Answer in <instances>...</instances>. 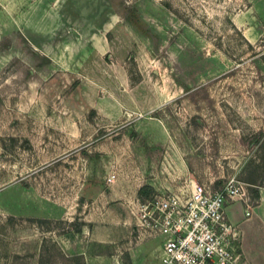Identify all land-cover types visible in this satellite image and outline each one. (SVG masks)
Segmentation results:
<instances>
[{
  "label": "rangeland",
  "instance_id": "374dc122",
  "mask_svg": "<svg viewBox=\"0 0 264 264\" xmlns=\"http://www.w3.org/2000/svg\"><path fill=\"white\" fill-rule=\"evenodd\" d=\"M183 173L264 193V0H0V264H159Z\"/></svg>",
  "mask_w": 264,
  "mask_h": 264
},
{
  "label": "built area",
  "instance_id": "2783aa9c",
  "mask_svg": "<svg viewBox=\"0 0 264 264\" xmlns=\"http://www.w3.org/2000/svg\"><path fill=\"white\" fill-rule=\"evenodd\" d=\"M113 179L114 174H108L107 181ZM187 186L188 191L157 195L132 206L137 238H161L159 264H237L240 232L227 220L224 206L242 201L250 217L248 185L230 175L219 187L205 181Z\"/></svg>",
  "mask_w": 264,
  "mask_h": 264
},
{
  "label": "crops",
  "instance_id": "0c3cea01",
  "mask_svg": "<svg viewBox=\"0 0 264 264\" xmlns=\"http://www.w3.org/2000/svg\"><path fill=\"white\" fill-rule=\"evenodd\" d=\"M178 178L180 180L182 179V181L187 185L189 183L198 182L196 179L186 176L185 173L182 175L178 174ZM172 180H175V176H173ZM214 181V179L208 181L205 180V182ZM176 185L177 183H173L170 188L174 190L180 188ZM165 186L168 185L166 184ZM261 201H264V193L260 194L259 203L252 208L250 218L245 216L242 202H229L224 206L227 220L231 224L238 226L243 232L242 241L237 245V247L241 256L243 254V256H245L247 261L251 264H264V205L261 204ZM24 205L25 207H30V202H25ZM41 211V205H37L33 208L32 213L23 212V214L26 216H40L39 214H41Z\"/></svg>",
  "mask_w": 264,
  "mask_h": 264
},
{
  "label": "trees",
  "instance_id": "16d2710c",
  "mask_svg": "<svg viewBox=\"0 0 264 264\" xmlns=\"http://www.w3.org/2000/svg\"><path fill=\"white\" fill-rule=\"evenodd\" d=\"M142 189L140 188L139 192L141 191Z\"/></svg>",
  "mask_w": 264,
  "mask_h": 264
}]
</instances>
